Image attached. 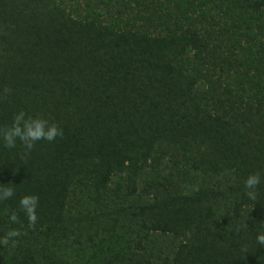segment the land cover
I'll return each mask as SVG.
<instances>
[{
    "label": "trees",
    "instance_id": "obj_1",
    "mask_svg": "<svg viewBox=\"0 0 264 264\" xmlns=\"http://www.w3.org/2000/svg\"><path fill=\"white\" fill-rule=\"evenodd\" d=\"M19 110L64 134L0 142V264H264V0H0Z\"/></svg>",
    "mask_w": 264,
    "mask_h": 264
},
{
    "label": "clouds",
    "instance_id": "obj_2",
    "mask_svg": "<svg viewBox=\"0 0 264 264\" xmlns=\"http://www.w3.org/2000/svg\"><path fill=\"white\" fill-rule=\"evenodd\" d=\"M63 129L55 122H51L49 118H45L39 114L30 115L24 110L14 112L11 123L6 127H0V142L7 149H14L17 141L23 145L25 155L30 153L37 142L47 141L49 143L55 141L58 137L63 136ZM262 177L260 173H250L243 182L245 195L250 200H256L257 188L261 184ZM15 195L12 187H0V201L11 199ZM38 197L35 195H23L19 199V209L23 212L28 221V226L32 227L37 222ZM9 220L12 223H18V216L15 211L9 214ZM264 226V221H260ZM23 233L21 230L13 228L8 230L5 235L0 238V244L15 247L17 238ZM256 243L264 246V230H260L256 234Z\"/></svg>",
    "mask_w": 264,
    "mask_h": 264
}]
</instances>
